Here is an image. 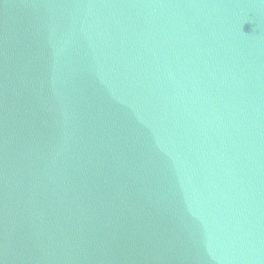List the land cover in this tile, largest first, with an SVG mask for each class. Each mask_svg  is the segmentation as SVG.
Here are the masks:
<instances>
[{"label":"water","instance_id":"1","mask_svg":"<svg viewBox=\"0 0 264 264\" xmlns=\"http://www.w3.org/2000/svg\"><path fill=\"white\" fill-rule=\"evenodd\" d=\"M0 264H264V0H0Z\"/></svg>","mask_w":264,"mask_h":264}]
</instances>
